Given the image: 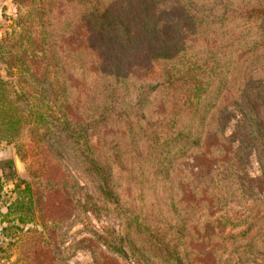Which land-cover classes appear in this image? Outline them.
<instances>
[{"label": "trees", "instance_id": "16d2710c", "mask_svg": "<svg viewBox=\"0 0 264 264\" xmlns=\"http://www.w3.org/2000/svg\"><path fill=\"white\" fill-rule=\"evenodd\" d=\"M215 1L35 2L15 38L0 41L1 57L23 77L0 78V139L16 140L30 127L52 167L63 165L64 156L88 185L68 170H46L47 183L39 185L16 179V196L1 219L8 223L4 233L37 219L75 216L127 264H244L264 255V71L244 78L249 65L225 68L223 48H231L229 58L241 51L256 64L264 57V0H233L222 16L210 12ZM64 7L73 15L57 23L54 14ZM201 38L211 41L197 48ZM135 64L146 73L130 100ZM70 72H79L75 81ZM90 72H105V85L94 90ZM153 82L157 88L149 87ZM87 97L94 104L86 109ZM230 105L243 119L226 136ZM104 118L110 139L100 132ZM254 151L262 169L259 195L234 170ZM193 155L198 165L181 168ZM5 163L11 162L0 161V169ZM214 164L226 177L209 184L219 179ZM139 181L155 187L136 191ZM2 187L0 181V193ZM236 191L249 192L253 203L231 208ZM89 211L117 213L121 234L111 226L97 231Z\"/></svg>", "mask_w": 264, "mask_h": 264}, {"label": "rangeland", "instance_id": "374dc122", "mask_svg": "<svg viewBox=\"0 0 264 264\" xmlns=\"http://www.w3.org/2000/svg\"><path fill=\"white\" fill-rule=\"evenodd\" d=\"M38 0H0V41L6 39L13 40L20 28L17 24H21L28 15L33 16V5ZM233 0H216L211 6L210 12L213 16H222L225 8H232ZM62 9V10H61ZM64 10V11H63ZM55 19L57 23L67 18L71 14L64 8H58L55 12ZM231 23H234L232 20ZM18 30V31H17ZM76 33H72L70 38L72 42L75 41ZM211 40L208 38H201L196 42L197 48L205 47ZM223 48L228 54L225 56L227 62H225V68L227 64H232L234 68L238 65L240 70L242 66L249 65L248 72H243V77L247 78L253 76L256 73L264 71V57L261 58L257 64L254 59H248V56L244 53L234 52L232 57L229 58L230 47ZM62 49L68 51L69 45L65 41H62ZM222 48V51H224ZM130 75L136 78H132L135 81V85L130 86L132 91V97L130 100H135L137 93L140 91L136 86H140L143 82L144 74L146 73V67L139 64L130 66ZM238 72V70H237ZM105 72H90L89 83L94 87V90L105 85V80L102 75ZM129 73V72H128ZM69 78L71 81H75L79 76V72H70ZM241 76L239 75V78ZM0 78L8 79L13 82H18L23 77L18 74V71L11 68L6 63L5 59L0 55ZM144 83V82H143ZM156 82L149 84L150 88L155 87ZM84 86V92H86ZM88 99V97H87ZM86 109L93 106V102L89 99L86 101ZM230 120L225 127V135L231 136L235 133L237 124L243 119V114L235 106L230 105ZM103 129L100 130L101 134L105 131V138H111L114 134L108 125V118L102 119ZM239 142L233 141V148L237 149ZM195 155L190 156L186 161L180 163V167L183 168L184 164L198 165L194 158ZM62 157L63 165H55L52 167L50 155L48 154L43 143L41 147L38 146V142L32 140V133L30 127H25L19 137L13 141H7L0 139V161H10V164H4L3 169H0V181L2 183V192L0 193V264H127L125 260L119 255L111 252L101 242H98L97 236L92 234L86 229L84 224L79 221H75L73 217L61 220H55L52 223L45 224L40 219H37L33 224L23 225L22 229H16L3 232V227L8 223H1V219L4 218V214L8 210V205L14 200L16 193L14 191V184L16 179H22L30 182L33 185H39L41 182H46L42 177H46L44 172L46 170L55 169L59 173L65 174L68 170L78 180L79 184L86 187L87 179L80 176L75 170L72 163L64 156ZM124 164H130L127 160ZM21 166V167H20ZM200 166V165H199ZM218 171L217 180H206L209 184L217 181L221 183V179L226 175L221 172V168L217 165H213ZM195 172L203 173L207 176V170L205 167L195 166L193 168ZM234 170L239 176L242 183L253 189L254 195H257L261 191L259 182L257 181L262 176V169L257 157V153L254 151L246 161L240 166H234ZM132 173V172H131ZM173 176H176V170L173 171ZM134 179H137L133 176ZM90 182V180H89ZM178 188H182V185H178ZM89 187H93V183H89ZM132 186H130L131 188ZM150 187H155V181L150 182H138L134 186V190L138 191L139 188H143L144 191H148ZM122 188V187H121ZM152 188V189H153ZM150 189V190H152ZM149 190V191H150ZM85 192L87 190L85 189ZM240 191H236L233 195H230L228 204L234 210H241L244 205H250L254 199L250 196L249 192L246 195L241 196ZM259 195V194H258ZM82 202H86V197L81 196ZM90 221L97 231L104 232L103 226H111L115 230L117 235L121 234V219L117 213H111L102 211L100 214H95L91 211L88 212ZM130 264H135L131 262ZM244 264H264V255H260L254 259H249Z\"/></svg>", "mask_w": 264, "mask_h": 264}, {"label": "water", "instance_id": "95a60500", "mask_svg": "<svg viewBox=\"0 0 264 264\" xmlns=\"http://www.w3.org/2000/svg\"><path fill=\"white\" fill-rule=\"evenodd\" d=\"M21 167V166H20Z\"/></svg>", "mask_w": 264, "mask_h": 264}]
</instances>
